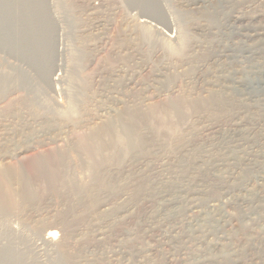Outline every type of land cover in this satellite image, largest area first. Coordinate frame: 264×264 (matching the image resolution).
Returning <instances> with one entry per match:
<instances>
[{"label": "rangeland", "instance_id": "obj_1", "mask_svg": "<svg viewBox=\"0 0 264 264\" xmlns=\"http://www.w3.org/2000/svg\"><path fill=\"white\" fill-rule=\"evenodd\" d=\"M0 178V264H264V0H0Z\"/></svg>", "mask_w": 264, "mask_h": 264}, {"label": "bare ground", "instance_id": "obj_2", "mask_svg": "<svg viewBox=\"0 0 264 264\" xmlns=\"http://www.w3.org/2000/svg\"><path fill=\"white\" fill-rule=\"evenodd\" d=\"M151 2V1H150ZM147 7V6H146ZM155 7V6H154ZM153 8V7H152ZM147 9V8H146ZM149 9V8H148ZM149 10H151V9H149ZM155 13V12H154ZM156 15H158V14H156ZM148 16H150L149 14H148ZM147 16V17H148ZM160 17V16H159ZM172 20V19H171ZM142 21V23L143 22H145V23H148V21L145 19V18H143V20H141ZM162 21V20H161ZM158 22V21H157ZM172 22V21H171ZM174 22V21H173ZM141 23V24H142ZM162 23V22H161ZM136 25H139V24H137V23H135ZM144 24V23H143ZM168 24V23H167ZM173 24V23H172ZM134 25V24H133ZM154 25V24H153ZM153 25H151V26H153ZM168 26V25H167ZM150 26L148 25V27L147 28H149ZM154 27V26H153ZM165 27V26H164ZM137 28V27H136ZM156 28H159V29H157L156 31L158 32H162V27L160 28V27H158V26H156ZM155 28V29H156ZM166 29H163V32H165V31H169L170 32V25L168 26V27H165ZM142 29V28H141ZM147 30H149V29H147ZM137 31V30H136ZM140 31V30H139ZM150 31V30H149ZM152 31V30H151ZM173 30L171 29V32H172ZM143 32V31H142ZM146 32V31H145ZM153 32V31H152ZM154 32H155V30H154ZM162 32V33H163ZM150 34V33H149ZM165 34V33H164ZM168 35V37L170 38V37H172L170 34H167ZM175 35V34H174ZM177 35V34H176ZM164 37V36H163ZM162 37V38H163ZM143 38V37H142ZM142 38H140V39H142ZM159 38V37H158ZM177 38V37H176ZM150 39V38H149ZM148 39V40H149ZM166 39H168V38H166ZM171 39V38H170ZM159 40H161V38L159 39ZM163 40V39H162ZM182 40V39H181ZM168 41V40H167ZM166 41V42H167ZM159 42V41H158ZM163 42H164V40H163ZM171 42V41H170ZM196 42V41H195ZM197 43V42H196ZM200 43V42H199ZM214 43V42H213ZM143 44V43H142ZM166 45H167V43H165ZM169 45V44H168ZM213 45V44H212ZM141 46V45H140ZM148 46H150V44L148 45ZM157 46V45H156ZM170 46V45H169ZM199 46V45H198ZM216 46V45H215ZM220 47V46H219ZM141 48V47H140ZM177 48V47H176ZM147 49V48H146ZM157 49V48H156ZM169 49V48H168ZM170 49H171V47H170ZM199 49V48H198ZM137 50H139V49H137ZM178 50V49H177ZM201 50V49H200ZM204 50V49H203ZM225 50V49H224ZM229 50V49H228ZM144 51V50H143ZM142 51V52H143ZM157 51V50H156ZM159 51V50H158ZM161 51V50H160ZM166 51V50H165ZM164 51V52H165ZM169 51V50H168ZM172 51H173V49H172ZM132 52V51H131ZM187 52V51H186ZM229 52V51H228ZM145 53V52H144ZM173 53V52H172ZM195 53H197V52H195ZM194 53V54H195ZM130 54V53H129ZM162 54V53H161ZM167 54H169V53H167ZM166 54V55H167ZM177 55V54H176ZM200 55H201V53H200ZM221 55V54H220ZM228 55V54H227ZM174 56V55H173ZM182 56V55H181ZM180 56V57H181ZM190 56V55H189ZM194 56V55H193ZM203 56V55H202ZM157 57V56H156ZM164 57H166V56H164ZM167 57H169V55L167 56ZM200 57V56H199ZM213 57V56H212ZM183 58V57H182ZM181 58V59H182ZM207 58V57H206ZM209 58V57H208ZM158 59V58H157ZM166 59V58H165ZM168 59V58H167ZM214 59V58H213ZM159 60V59H158ZM177 60H180L179 58L177 59ZM184 60V59H183ZM189 60V59H188ZM169 61H171V60H169ZM172 62V61H171ZM180 62V61H179ZM175 63V62H174ZM156 64H157V62H156ZM155 64V65H156ZM160 64V63H159ZM167 64V63H166ZM165 64V65H166ZM162 65H164L163 63H162ZM165 65H164V67H165ZM160 66V65H159ZM175 67V66H174ZM159 68V67H158ZM163 68V67H162ZM169 70V69H168ZM171 70V69H170ZM173 71V70H172ZM163 72V71H162ZM167 72V71H166ZM164 74H166V73H164ZM168 74V73H167ZM174 76V75H173ZM56 78L57 77H54V80H56ZM159 106H161V105H159ZM149 107H151V106H149ZM164 108H165V106H163ZM155 109H157V108H155ZM161 109V108H160ZM167 111V110H166ZM149 112V111H148ZM153 112H154V110H153ZM161 112V111H160ZM168 112H169V110H168ZM164 113V112H163ZM152 114V113H151ZM158 114V113H157ZM169 114V113H168ZM154 116V115H153ZM158 117V116H157ZM160 117H162L161 115H160ZM167 117V116H166ZM170 117V116H169ZM154 118H155V116H154ZM168 118V117H167ZM160 120H161V118H160ZM164 121H166V120H164ZM153 123V122H152ZM162 123V122H161ZM160 123V124H161ZM167 123V122H166ZM174 123V122H173ZM158 124V123H157ZM159 124V125H160ZM154 125H155V123H154ZM156 129V128H155ZM209 129V128H208ZM159 131V130H158ZM209 131V130H208ZM155 132V131H154ZM158 133V132H157ZM158 136V135H157ZM151 137V136H150ZM156 139V138H155ZM123 140V139H122ZM164 140V139H163ZM155 141H157V140H155ZM167 143V142H166ZM165 143V144H166ZM168 144V143H167ZM173 145V144H172ZM116 145H114V147H115ZM169 146V145H168ZM171 146V145H170ZM116 148H118V147H116ZM172 148V147H171ZM30 162V161H29ZM105 162V161H104ZM103 163V162H102ZM33 165H35V164H33ZM108 166V165H107ZM105 168V167H104ZM107 168V167H106ZM33 172V171H32ZM1 174H3V173H1ZM34 174H36V173H34ZM51 174V173H50ZM37 175V174H36ZM62 175V174H61ZM63 177V176H62ZM67 177V176H66ZM72 177V176H71ZM65 178V177H64ZM63 178V179H64ZM1 179V178H0ZM6 179V178H5ZM66 179H68V178H66ZM67 181V180H66ZM58 182H60V181H58ZM63 182V181H62ZM65 182V181H64ZM69 183H70V181H69ZM69 183H67V184H69ZM3 184V183H2ZM81 184H79V186H80ZM5 187H6V185H4ZM8 186V185H7ZM32 186V185H31ZM4 188V187H3ZM58 188V187H57ZM82 188V187H81ZM1 189V188H0ZM30 189V188H29ZM68 189V188H67ZM70 189V188H69ZM71 189H73V188H71ZM76 189V188H75ZM87 189V188H86ZM88 190V189H87ZM3 191V190H2ZM67 191V190H66ZM69 191V190H68ZM10 192V190L7 192V193H9ZM76 192V191H75ZM78 192V191H77ZM7 193L5 194V195H7ZM1 194V193H0ZM74 194H76V193H74ZM13 195V194H12ZM82 195V194H81ZM86 195H88V194H86ZM2 197V196H1ZM14 197V196H13ZM7 198H8V196H7ZM9 199V198H8ZM1 200H3V199H1ZM12 200H14V199H12ZM8 201V200H7ZM18 201V200H17ZM5 203V202H4ZM19 203V202H18ZM17 203V204H18ZM20 204V203H19ZM7 205V204H6ZM13 206V205H12ZM21 206V205H20ZM1 207H3V206H1ZM17 207H18V205H17ZM4 208V207H3ZM12 208V207H11ZM15 208V207H14ZM21 208V207H20ZM13 209V208H12ZM6 210H8V209H6ZM16 210H17V208H16ZM19 211V210H18ZM23 212V211H22ZM86 212V211H85ZM53 225H55V224H53ZM53 225L52 226H48L47 227V230H46V232H45V234L41 237V239L42 240H44V241H48V242H51V241H54V239L55 238H58V237H56L57 236V231L54 229V227H53ZM55 242V241H54ZM53 243V242H52ZM57 243V242H56ZM55 244V243H54ZM19 258V257H18ZM21 260V259H20Z\"/></svg>", "mask_w": 264, "mask_h": 264}]
</instances>
